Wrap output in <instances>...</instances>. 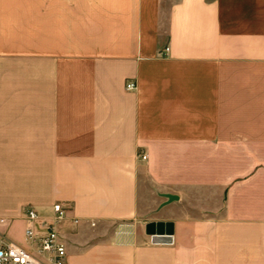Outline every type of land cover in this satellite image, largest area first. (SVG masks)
Masks as SVG:
<instances>
[{
  "label": "crops",
  "instance_id": "0c3cea01",
  "mask_svg": "<svg viewBox=\"0 0 264 264\" xmlns=\"http://www.w3.org/2000/svg\"><path fill=\"white\" fill-rule=\"evenodd\" d=\"M56 202L64 264H264V0H0V217Z\"/></svg>",
  "mask_w": 264,
  "mask_h": 264
},
{
  "label": "built area",
  "instance_id": "2783aa9c",
  "mask_svg": "<svg viewBox=\"0 0 264 264\" xmlns=\"http://www.w3.org/2000/svg\"><path fill=\"white\" fill-rule=\"evenodd\" d=\"M168 47L164 49L167 54ZM126 89L136 87L127 82ZM146 159V154L141 155ZM52 218L47 220L39 217L31 207L24 210V237L27 246L14 243L5 236L8 222L0 217V264H64L66 249L59 232V225L67 217L68 207L61 202L52 206ZM76 222V219H74Z\"/></svg>",
  "mask_w": 264,
  "mask_h": 264
},
{
  "label": "rangeland",
  "instance_id": "374dc122",
  "mask_svg": "<svg viewBox=\"0 0 264 264\" xmlns=\"http://www.w3.org/2000/svg\"><path fill=\"white\" fill-rule=\"evenodd\" d=\"M24 226L22 222L16 221L13 223H10L6 227L5 236L8 240L17 243V244H23L24 246H27V242L24 237Z\"/></svg>",
  "mask_w": 264,
  "mask_h": 264
},
{
  "label": "water",
  "instance_id": "95a60500",
  "mask_svg": "<svg viewBox=\"0 0 264 264\" xmlns=\"http://www.w3.org/2000/svg\"><path fill=\"white\" fill-rule=\"evenodd\" d=\"M161 225H162L161 223H157L156 225L150 224L147 226L148 233L153 234L152 241L153 242H170L171 241V237H170L171 230L166 228V232L164 236H160L163 233V232H160ZM153 226L156 227L157 232L153 231Z\"/></svg>",
  "mask_w": 264,
  "mask_h": 264
}]
</instances>
